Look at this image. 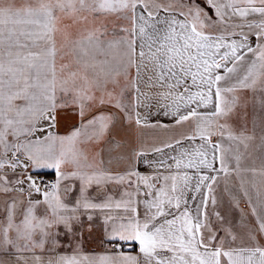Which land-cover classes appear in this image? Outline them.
<instances>
[{
    "label": "snow or ice",
    "instance_id": "6c2138e0",
    "mask_svg": "<svg viewBox=\"0 0 264 264\" xmlns=\"http://www.w3.org/2000/svg\"><path fill=\"white\" fill-rule=\"evenodd\" d=\"M0 264H264V0H0Z\"/></svg>",
    "mask_w": 264,
    "mask_h": 264
},
{
    "label": "crops",
    "instance_id": "0c3cea01",
    "mask_svg": "<svg viewBox=\"0 0 264 264\" xmlns=\"http://www.w3.org/2000/svg\"><path fill=\"white\" fill-rule=\"evenodd\" d=\"M160 119L161 120H165V118H163V117H161ZM73 122L74 121L69 120V121H66V124H71ZM165 122H168V121L165 120ZM64 130H65V128L61 127L60 131L63 132ZM223 190H224V182H223V180H221L220 186H219V189H218V193H217L218 196L223 194ZM241 207L244 208L245 205L241 204ZM100 231H101L100 222L97 221V227H96V230L93 232V238L92 239H88L87 242H86V245H85L88 250H92V249L99 250V248H98V239H99V236H100ZM84 232H85V236L87 237V222H85Z\"/></svg>",
    "mask_w": 264,
    "mask_h": 264
},
{
    "label": "rangeland",
    "instance_id": "374dc122",
    "mask_svg": "<svg viewBox=\"0 0 264 264\" xmlns=\"http://www.w3.org/2000/svg\"><path fill=\"white\" fill-rule=\"evenodd\" d=\"M251 111V110H250Z\"/></svg>",
    "mask_w": 264,
    "mask_h": 264
}]
</instances>
